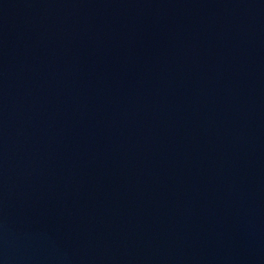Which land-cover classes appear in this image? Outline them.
<instances>
[{
  "label": "water",
  "instance_id": "1",
  "mask_svg": "<svg viewBox=\"0 0 264 264\" xmlns=\"http://www.w3.org/2000/svg\"><path fill=\"white\" fill-rule=\"evenodd\" d=\"M0 264H264V0H0Z\"/></svg>",
  "mask_w": 264,
  "mask_h": 264
}]
</instances>
